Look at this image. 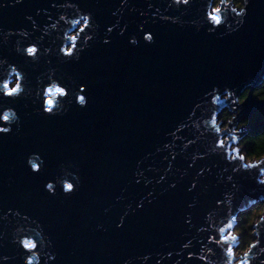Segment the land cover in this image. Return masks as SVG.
<instances>
[{
  "label": "water",
  "instance_id": "1",
  "mask_svg": "<svg viewBox=\"0 0 264 264\" xmlns=\"http://www.w3.org/2000/svg\"><path fill=\"white\" fill-rule=\"evenodd\" d=\"M214 1L194 0L184 11L169 8V0H130L125 9L119 0H21L8 7L2 5L12 0H0V86L14 76L13 85L23 89L8 103L0 92V114H10L13 130L0 137V216H7L0 220V255L11 257L4 264H25L24 240L38 245L32 264H52L50 241L56 264H259L264 210L250 226L251 243L235 259L227 248L235 250L239 236L227 244L212 237L233 236L239 215L264 203V157L240 161L232 148L250 129L238 124L264 106L252 95L264 81V0H251L242 26L232 12L241 9L220 0L223 27L210 34L214 25L205 17ZM228 23L238 30L229 33ZM106 25L128 30L121 37L114 29L105 45ZM140 27L153 31L155 43H144ZM133 36L138 47L128 42ZM29 47L37 53L30 56ZM65 49L75 55L65 56ZM54 84L68 96H46ZM85 84L87 107H71L66 100ZM49 98L53 118L42 110ZM230 110L237 113L221 129L217 117ZM178 124L189 127L170 135ZM188 139L195 143L185 149ZM216 139L228 147L216 149ZM26 156L42 171L47 161L44 178L53 183L55 199L29 175ZM200 169L211 172L197 181ZM138 172L144 173L140 184ZM78 179L75 196L60 195L65 183ZM190 182L197 183L192 192ZM149 193L152 202L137 211Z\"/></svg>",
  "mask_w": 264,
  "mask_h": 264
},
{
  "label": "snow or ice",
  "instance_id": "2",
  "mask_svg": "<svg viewBox=\"0 0 264 264\" xmlns=\"http://www.w3.org/2000/svg\"><path fill=\"white\" fill-rule=\"evenodd\" d=\"M21 3V0H12V4H4L2 6L4 7H8V6H15V4ZM194 3V0H169L168 3V7L172 8L173 6H175L178 10H184L186 11L188 8H190ZM130 5V0H119V9H125ZM251 5V0H246V3L244 4V11L241 14L240 11H237L236 8H232V12L235 13V16L233 17V19L235 20L236 25L238 26H242L247 19L248 16V9ZM148 7L149 9H152L155 7L154 4L152 3H148ZM160 12L159 8H156V13L158 14ZM221 9L219 7H215L212 12H209L207 14V16L205 17L206 21H210L212 25H214V27H208V32L210 34L216 32L217 30H219L220 28L223 27L222 24V18H221ZM113 15H115L116 13L113 12ZM163 20L166 21H170L172 24L177 23V20H173L170 17H166V16H161L160 17ZM238 18V19H237ZM86 19V18H84ZM243 22V23H241ZM77 23H80L79 21H77ZM89 27V25L87 23H85L84 28H81L80 31L81 32H85V30ZM120 25H112V26H105L106 28V32L109 34V36L107 38H105L103 40V44L105 45H109L112 43V39H111V34L114 32L118 33L119 36L123 37L125 35V32H127L128 27L127 25H124V31H120ZM238 30L237 28H235L234 31ZM140 33H142V39L144 41V43L146 45H152L153 43H155V35L153 33L152 30L150 29H146L144 27H140L139 28ZM73 40H75V37L72 38ZM89 39H91V37H89ZM129 44L132 47H138L139 46V39L136 36L130 37L129 38ZM73 47H75V45H73ZM27 52L30 56L35 55L37 53V49L35 47H29L27 48ZM64 55L67 57H72L75 55L74 52H72L71 50L65 49L64 50ZM17 78L19 79V74L17 76ZM78 87V91L77 92H73L72 93V99L70 101L66 100L67 103H69L71 105V107H77L80 109H84L87 107L88 102H89V97L87 95L88 93V86L87 84H85L83 87L77 85ZM219 90V89H218ZM23 89H22V85L20 83H16L15 85H12L9 82H5L3 83L2 86H0V92L3 93V96L6 97L7 99L4 101V103H8L9 101L13 100L14 98L19 97V95L22 93ZM68 92L63 88V87H59L56 86L55 84L52 86V88L47 89V91L45 92V95L48 97H52L53 95L56 96H61V97H67L68 96ZM228 95H231V92L228 93ZM199 107V106H197ZM54 109V102L51 98L47 99L44 101V105L42 106V110L43 112H47L48 118H53L56 113L53 111ZM193 116L196 115L195 112L192 113ZM0 119H2L4 121V125L0 126V137L3 138H8V135L11 131H13L12 129H10L8 127V123L10 122V114L9 113H2L0 114ZM216 119L217 118H212L213 120V125H215L216 123ZM183 123V122H181ZM189 125L187 124H183V127L179 126V124L176 126L175 130L172 131L170 133V135L175 136L177 132L183 133L184 130L186 128H188ZM219 131V129H217V132ZM180 137H177V139H179ZM195 141L193 139H188V142L184 145L185 149L189 148L192 144H194ZM214 147L216 149H224L226 147H228L227 145H225L224 141L222 139H216L214 141ZM233 153L235 155L236 158H238V160L243 161L245 160V156L240 154V150L239 149H234ZM233 153H221V155H230ZM172 161L176 160V156L173 155L171 157ZM199 159H204L203 156H200ZM44 165V169L42 171L41 167L38 166L35 163H31V161L28 159V157L26 156L25 158V164L26 167L28 169L29 175L31 177H33L36 181H38L40 183V188L42 190L43 193L46 194L47 198L50 199H55L57 192L54 190V185L53 183L48 182V179L44 178V174L45 172H47L48 170V164L47 161H42L41 162ZM235 168V165H232ZM249 167H256V166H250L248 164L244 165L245 169H248ZM149 171H151V169H149ZM169 171H171V165H169ZM205 171L207 172H211V169H200L197 171V181H199L200 177H203L205 175ZM225 171H227V168H225ZM238 171V169H237ZM138 178L136 179L135 183L136 184H140L141 183V178L144 177V173L143 172H138ZM261 175H264V171L261 172ZM165 177H161V181L164 180ZM229 181L233 180L232 176L228 177ZM159 182V181H158ZM149 183H151V181H149ZM260 184H264V180H259ZM235 185H233L234 187ZM80 188V180H75L74 183H65L63 185V192L60 193V195H63L64 192H67L69 195L65 196V199H70L71 197L75 196L77 191ZM177 188V184L173 183L170 185V189L171 190H175ZM197 189V183H192L190 182V186L187 188V191L192 192L193 190ZM153 194L149 193L148 196L144 197V199L140 200L137 203V207L136 210L140 211L143 209L144 207V203L145 200H147L149 203H151L152 201L149 199V197H151ZM220 203H223V201L221 200ZM191 207V205H189ZM129 211H131V206H129ZM12 214L11 211L8 212V216H10ZM17 215H19V212H17ZM129 215V212L126 211L124 213V216H122L119 220V223L117 224V228L122 229L125 225V220L127 218V216ZM7 219V216H0V220H4ZM25 219H27V217H25ZM185 223L187 224H191L192 220L190 217H186L185 218ZM232 225L229 224L228 228H231ZM203 231V229H202ZM224 229H220L221 234L224 233ZM236 237L235 236H231V235H222L221 237H217V236H213L212 240L213 241H217V242H223L225 244L228 243L229 240H235ZM211 242V241H210ZM23 244V248H22V255L24 257L25 260V264H32V258L30 257V254L37 251L38 249V245L31 241V240H24L22 242ZM53 245V241H50V247L51 250L48 251L47 256L49 257V259L52 261V264H56L57 260H58V253L56 252L54 246ZM185 247H188L187 244L184 245ZM257 246L253 245L252 248L255 249ZM171 255V254H170ZM227 255L229 257H231L232 259H235V252L231 247L227 248ZM10 256L7 255H0V264H4V261L10 259ZM143 259H147V257H143ZM189 259H191V257H189ZM201 259H203L201 257ZM257 261L259 262V264H264V247H262L260 249V253L259 255L256 257ZM240 264H249L248 261L246 260H242L240 262Z\"/></svg>",
  "mask_w": 264,
  "mask_h": 264
},
{
  "label": "trees",
  "instance_id": "3",
  "mask_svg": "<svg viewBox=\"0 0 264 264\" xmlns=\"http://www.w3.org/2000/svg\"><path fill=\"white\" fill-rule=\"evenodd\" d=\"M230 1L235 7H238L237 5L241 2V0ZM245 95L246 93L242 95L241 99H243ZM252 95L256 99L264 100V81L252 91ZM224 114L228 113L225 112ZM241 125L250 127L240 140L244 149L245 157L252 161L264 157V106L254 112L250 118L243 119L239 126ZM263 207L264 204H257L239 215L237 225L235 226V232L239 235V250H246L251 243L252 231L250 226L261 214Z\"/></svg>",
  "mask_w": 264,
  "mask_h": 264
},
{
  "label": "rangeland",
  "instance_id": "4",
  "mask_svg": "<svg viewBox=\"0 0 264 264\" xmlns=\"http://www.w3.org/2000/svg\"><path fill=\"white\" fill-rule=\"evenodd\" d=\"M219 1L220 0H215L214 1V7H217V5L219 4ZM13 79H11V81L9 83H11L12 85L15 83V77L13 76L12 77ZM240 102V101H239ZM225 112L227 111H224V112H221L219 113V116L217 117L218 118V121L220 123H222L221 125V129H225L227 124H228V121H231L232 117L237 113V111H232L231 110L229 112H227L228 114H224ZM239 125V124H238ZM237 125L236 129L235 130H238L239 129V126ZM234 146L236 147V149L238 148L240 150V154L245 156L244 154V149H243V146L241 145V141L238 140L235 142V144H232V148H234ZM246 158V157H245ZM246 162H252V160H248L247 158L245 159ZM260 204H264V203H260ZM263 210H264V207H263ZM262 210V212H263ZM262 212L261 214L253 221V223L255 221L258 220V218L262 215ZM230 233L233 235V236H239L237 232H234V231H230ZM238 242H239V238L237 239ZM245 250H239V247H237L234 252H235V257H238L240 256L242 253H244Z\"/></svg>",
  "mask_w": 264,
  "mask_h": 264
},
{
  "label": "clouds",
  "instance_id": "5",
  "mask_svg": "<svg viewBox=\"0 0 264 264\" xmlns=\"http://www.w3.org/2000/svg\"><path fill=\"white\" fill-rule=\"evenodd\" d=\"M245 3H246V0H241V3H239V4L237 5V6L241 9V10H240L241 14H242L243 11H244V4H245ZM241 23H243V22H241ZM237 26H238V25H237ZM226 29H227V31H228L229 33H231L232 31L235 30V27H233L232 24L228 23ZM129 264H130V262H129Z\"/></svg>",
  "mask_w": 264,
  "mask_h": 264
},
{
  "label": "built area",
  "instance_id": "6",
  "mask_svg": "<svg viewBox=\"0 0 264 264\" xmlns=\"http://www.w3.org/2000/svg\"><path fill=\"white\" fill-rule=\"evenodd\" d=\"M235 232V231H234ZM243 254V253H242Z\"/></svg>",
  "mask_w": 264,
  "mask_h": 264
},
{
  "label": "bare ground",
  "instance_id": "7",
  "mask_svg": "<svg viewBox=\"0 0 264 264\" xmlns=\"http://www.w3.org/2000/svg\"><path fill=\"white\" fill-rule=\"evenodd\" d=\"M238 149V148H237Z\"/></svg>",
  "mask_w": 264,
  "mask_h": 264
}]
</instances>
